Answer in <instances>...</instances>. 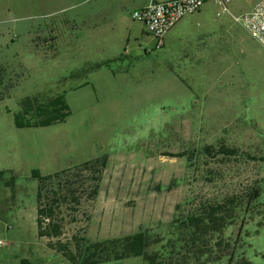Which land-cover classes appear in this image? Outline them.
Wrapping results in <instances>:
<instances>
[{
  "label": "rangeland",
  "instance_id": "1",
  "mask_svg": "<svg viewBox=\"0 0 264 264\" xmlns=\"http://www.w3.org/2000/svg\"><path fill=\"white\" fill-rule=\"evenodd\" d=\"M147 1L0 0V264H79L138 231L162 264H228L233 247L232 264H264V49L211 0L157 42L132 18ZM58 96L63 122L14 126L21 100ZM102 156L91 199L76 167ZM34 170L61 172L41 203L57 237L37 236ZM220 203L224 227L190 224Z\"/></svg>",
  "mask_w": 264,
  "mask_h": 264
},
{
  "label": "trees",
  "instance_id": "2",
  "mask_svg": "<svg viewBox=\"0 0 264 264\" xmlns=\"http://www.w3.org/2000/svg\"><path fill=\"white\" fill-rule=\"evenodd\" d=\"M3 69L0 68V85H1V73ZM69 108L64 103L61 97H55L47 100H40L38 98L23 99L20 102V110L14 115L13 123L16 128H35V127H47L56 123H61L69 115ZM209 149V148H206ZM222 153L228 155H234V149L221 148ZM107 165L106 156L98 157L93 160L85 161L76 167L78 172H84L90 174L93 177V183L90 187L88 196L93 199L98 193L99 182L101 175ZM63 172V171H62ZM61 173V172H60ZM59 172L41 176L37 171H32V178L37 180L36 190V229L37 236L39 238H52L57 237L60 234L61 227L59 224L53 223V204L57 201L54 199L50 200L48 206L41 205L43 198V189L45 181L54 179L59 176ZM54 193V191L52 192ZM57 195V193H55ZM255 198L258 195L254 194ZM223 204H215L209 206L204 218L194 217L190 219L192 223H204L205 227H210L214 232L221 228V221L223 217L217 216L219 212L224 209ZM229 217V222L226 224L227 227L231 226L230 221L232 216ZM44 220L49 221L44 224ZM223 225L222 227H224ZM237 243V242H236ZM51 245V244H49ZM150 246L149 235L146 231H138L135 234L125 235L118 238L108 239L101 242L88 243L85 245V258L81 260L79 264H97L106 263L111 260L119 261L129 257H141L143 264H162L161 256L158 252H152L149 254L147 248ZM234 247L230 250L228 257V264H232ZM58 252H62L63 256L72 263H78L75 257L70 252H63L61 248H58ZM239 260L236 264H248V261L244 258L243 253L238 257Z\"/></svg>",
  "mask_w": 264,
  "mask_h": 264
},
{
  "label": "built area",
  "instance_id": "3",
  "mask_svg": "<svg viewBox=\"0 0 264 264\" xmlns=\"http://www.w3.org/2000/svg\"><path fill=\"white\" fill-rule=\"evenodd\" d=\"M210 0H149L135 11L132 18L143 25L146 34L157 42L184 16L197 12ZM220 7L217 16L228 14L249 36L264 49V0H255L248 11L233 15L228 4L233 0H211ZM0 240V246L2 245Z\"/></svg>",
  "mask_w": 264,
  "mask_h": 264
},
{
  "label": "crops",
  "instance_id": "4",
  "mask_svg": "<svg viewBox=\"0 0 264 264\" xmlns=\"http://www.w3.org/2000/svg\"><path fill=\"white\" fill-rule=\"evenodd\" d=\"M254 1H255V0H253V2H254ZM148 2H149V0H148L145 4H143L142 6H140L139 8L145 6ZM252 4H253V3H252ZM139 8H138V9H139Z\"/></svg>",
  "mask_w": 264,
  "mask_h": 264
}]
</instances>
